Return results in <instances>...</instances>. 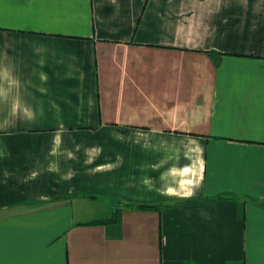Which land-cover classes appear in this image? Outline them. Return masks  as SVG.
<instances>
[{"label": "crops", "instance_id": "crops-1", "mask_svg": "<svg viewBox=\"0 0 264 264\" xmlns=\"http://www.w3.org/2000/svg\"><path fill=\"white\" fill-rule=\"evenodd\" d=\"M0 264H264V0H0Z\"/></svg>", "mask_w": 264, "mask_h": 264}, {"label": "trees", "instance_id": "trees-1", "mask_svg": "<svg viewBox=\"0 0 264 264\" xmlns=\"http://www.w3.org/2000/svg\"><path fill=\"white\" fill-rule=\"evenodd\" d=\"M199 200H200V199L187 200V201L183 202V204L196 203V202H198ZM128 206H130V207H132V208H138V209H150V208H156V207H157V205L133 204V203L128 204Z\"/></svg>", "mask_w": 264, "mask_h": 264}]
</instances>
